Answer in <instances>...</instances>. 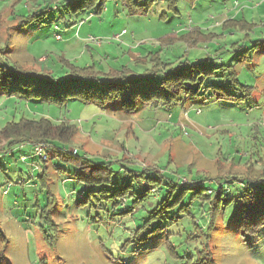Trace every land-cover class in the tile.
I'll return each mask as SVG.
<instances>
[{
	"label": "rangeland",
	"instance_id": "obj_1",
	"mask_svg": "<svg viewBox=\"0 0 264 264\" xmlns=\"http://www.w3.org/2000/svg\"><path fill=\"white\" fill-rule=\"evenodd\" d=\"M45 1H38L41 8ZM37 5L34 0H0V49L11 67L56 78L68 77L75 69L142 75L156 65L152 54L157 52L161 65L171 66L186 59L220 57L215 64L238 63L240 81L256 92L239 103L196 101L171 111L152 104L131 114L119 101L101 109L79 101L60 106L0 94V133L10 124L49 120L55 126L75 127L68 151L96 163L124 160L129 168L173 175L185 184H193L194 178L213 186L225 183L227 192L241 183L235 179H264V48L250 50L252 43L264 40V0H199L194 6L182 0L176 16L163 1L147 16H130L119 1L111 0L102 15L66 14L71 23L77 21L73 26L59 24L55 30L49 14L41 27L18 28L17 15L32 14L40 8ZM174 33L179 38L162 42ZM51 145L39 142L10 148L0 138V224L5 235L0 241V264H186L201 249L209 252L212 264H264V228L256 236H241L230 223L231 208L208 240L207 205L202 204L197 231L203 236L195 241L186 242L194 232L190 211L180 213L178 224L174 214L170 220L164 218L159 223L170 225L164 234L139 241L152 227L140 239L135 231L160 201V192L154 190L133 216L124 217L127 202L114 208V201L98 203L94 196L88 197L91 189L72 178L74 167L53 162ZM36 147L44 152L32 163ZM56 167L65 173H56ZM43 171L56 200L53 225L38 211L47 204L37 178ZM189 202L187 198L185 204ZM191 209L200 212L201 205L192 202ZM128 241L132 243L123 249ZM169 246L179 259L171 255Z\"/></svg>",
	"mask_w": 264,
	"mask_h": 264
},
{
	"label": "trees",
	"instance_id": "obj_2",
	"mask_svg": "<svg viewBox=\"0 0 264 264\" xmlns=\"http://www.w3.org/2000/svg\"><path fill=\"white\" fill-rule=\"evenodd\" d=\"M38 1L34 0L35 4H38L37 6L41 8ZM109 1L111 0H46V7L38 8L32 14L28 13L27 16L17 15L20 17L18 28L26 25L41 27L49 18V14H53L50 18L52 24H55V30L59 24L73 26L77 21L71 23L65 17L66 14L70 17H77L82 12L102 15ZM114 1H119L130 16H147L157 3L163 1L167 5L168 12L176 16L180 14L178 6L182 0ZM184 1H187L190 6H194L199 0ZM53 2L56 5L52 6ZM48 9L50 12L47 13L46 10ZM161 17L165 19V13ZM224 28L226 29V27ZM237 28L243 30L241 26ZM175 36H177V33L163 38L162 42ZM177 38L179 37L177 36ZM175 44L174 42L171 46ZM231 45L235 46V43H231ZM244 45L237 46L241 48ZM259 48H264V40L252 43L250 50L257 51ZM0 50L2 52L0 54V94L8 97H18L27 102L62 106L69 101H79L104 109L106 106L119 101L121 107L131 114L141 110L145 105L152 104L160 105L171 111L177 105L182 104V107L192 106L196 101H202V104L219 101L239 103L249 100L256 92L254 87L240 81L238 63L235 65L223 64L224 61L219 60L220 64H215L214 61L220 57H208L200 60L186 59L174 66L162 64L163 67H161L160 55L157 52L152 54L157 57L152 59V62L156 65L152 70H148L142 75L127 72L121 74L112 72V74L104 75L91 70L75 69L68 77L56 78L36 73V71L28 68L11 67L2 58L5 52L4 49ZM247 52H249V49L243 51L241 56ZM242 60L241 57L239 62ZM212 80L217 82L211 83ZM76 133L77 129L73 126H67L65 123L55 126L49 120H42L39 123L20 122L19 124H10L0 133V138L5 139L10 148L18 145L22 148L25 144L39 142L52 144L53 162L57 161L74 167L72 178L91 189L88 197L94 196L98 203L114 201V208H119L123 202H127L125 206L129 209L122 213L124 217L133 216L136 213L135 210L152 197L151 193L158 190L160 201L143 225L135 231V236L140 239L144 231L151 227L152 229L148 230L145 237L139 241L145 242L164 234L170 225L160 224L159 221L164 220V218L170 220L171 214H174L173 221L178 224L183 217L179 215L188 211L191 212L189 215L191 218L190 224L194 228V232L186 238V242L195 241L196 238L200 237V234L203 236L202 231H197L201 228V225L197 223L198 216L203 212L202 209H205L202 204L207 205L206 212L204 211L208 219L205 234L207 240L214 233L218 223L224 222L229 208H231L229 210L230 223L235 226L241 236H256L264 228L263 178L248 177L244 179L242 177L235 179L241 183L239 186L233 185L227 192L228 187L224 185L225 183L220 182L218 186H213L208 184L206 179L197 181L194 178L193 181L190 180L193 184H185L182 183V179L180 180L173 175H165L152 170L145 171L135 166L129 168L125 165L124 160L96 163L81 155L73 156L68 151ZM37 161H39V158L32 155V161L30 162ZM115 166H117V170ZM44 171L37 177L39 180L37 181L40 182L41 187L46 192L47 204L42 208H38V211L42 220L53 225L55 222L52 213L56 200L45 181L46 172ZM65 171L63 169L61 171L60 167H56V173L58 174L65 173ZM121 177L126 178V180L122 182V180H119ZM137 188L139 191H137ZM238 188H241L242 191ZM213 193L215 194L212 195ZM187 198H190V202L185 204ZM192 202H199V206L201 205L200 212L191 209ZM187 207L189 210H186ZM155 224L156 226H154ZM3 239H5V235L0 224V241ZM130 243L132 242H125L123 249H126ZM169 251H171V255L179 259V255L177 252L175 253L171 246H169ZM186 264H212V261L209 252L201 249L197 251L196 259L190 257Z\"/></svg>",
	"mask_w": 264,
	"mask_h": 264
},
{
	"label": "built area",
	"instance_id": "obj_3",
	"mask_svg": "<svg viewBox=\"0 0 264 264\" xmlns=\"http://www.w3.org/2000/svg\"><path fill=\"white\" fill-rule=\"evenodd\" d=\"M125 31H123V33H124ZM61 37L60 36H58V39H60ZM43 149H41V148H39V147H36V148H33V153H32V155L33 156H35V157H37V158H40V157H42L43 156ZM75 153V155L77 154V152L75 151L74 152ZM22 160L25 162V161H27V157H22ZM190 184V183H189Z\"/></svg>",
	"mask_w": 264,
	"mask_h": 264
},
{
	"label": "crops",
	"instance_id": "obj_4",
	"mask_svg": "<svg viewBox=\"0 0 264 264\" xmlns=\"http://www.w3.org/2000/svg\"><path fill=\"white\" fill-rule=\"evenodd\" d=\"M107 9V8H106ZM106 11V10H105ZM32 163H35V162H32Z\"/></svg>",
	"mask_w": 264,
	"mask_h": 264
}]
</instances>
